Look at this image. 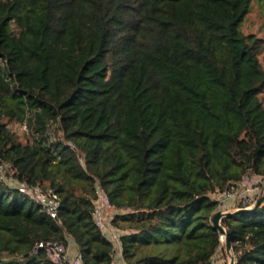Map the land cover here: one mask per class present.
I'll use <instances>...</instances> for the list:
<instances>
[{
	"label": "trees",
	"instance_id": "obj_1",
	"mask_svg": "<svg viewBox=\"0 0 264 264\" xmlns=\"http://www.w3.org/2000/svg\"><path fill=\"white\" fill-rule=\"evenodd\" d=\"M252 1L0 0V159L61 202L54 218L0 178V264H57L35 249L67 235L85 264H113L98 183L127 264H211L217 195L264 175ZM261 197L222 218L235 264H264Z\"/></svg>",
	"mask_w": 264,
	"mask_h": 264
},
{
	"label": "built area",
	"instance_id": "obj_2",
	"mask_svg": "<svg viewBox=\"0 0 264 264\" xmlns=\"http://www.w3.org/2000/svg\"><path fill=\"white\" fill-rule=\"evenodd\" d=\"M27 125V124H26ZM13 166L0 159V178L8 181L20 191L26 193L32 200L42 204L44 208L54 218L59 215L60 199L55 190L44 189L41 185H31L26 181L19 180L14 177ZM257 181L250 182L245 178L233 184L224 192L217 195L219 200L218 210H228L230 207L235 210L241 207H252L258 197L264 194V175H256ZM238 204V206L235 205ZM111 203L108 193L98 183L96 197L94 199V215L98 227L105 236L113 243L114 246V262L113 264H127L123 255L122 237L126 233L120 229L112 220ZM225 243V236L221 235V245ZM219 246L213 256L211 264H230V261L224 260L222 246ZM46 249L49 257L57 264H85L83 253L78 250L76 243L70 236H66V243L57 239H50L38 243L35 252L38 249Z\"/></svg>",
	"mask_w": 264,
	"mask_h": 264
},
{
	"label": "rangeland",
	"instance_id": "obj_3",
	"mask_svg": "<svg viewBox=\"0 0 264 264\" xmlns=\"http://www.w3.org/2000/svg\"><path fill=\"white\" fill-rule=\"evenodd\" d=\"M242 29L246 34L253 33L259 37L260 43H261V51L259 54V58L264 67V0H253L252 1L251 10L247 14V17L242 23ZM262 98L264 100V92L262 94ZM12 128L20 134L29 133V129L26 123H13ZM60 134L63 135V133H60ZM246 178L250 182H255L258 180L256 174H254L253 172L248 173L246 175ZM235 205L238 206L237 203H235ZM241 208H244V207H241ZM111 213L114 214V211L112 209H111ZM224 260L227 261V258H224Z\"/></svg>",
	"mask_w": 264,
	"mask_h": 264
},
{
	"label": "water",
	"instance_id": "obj_4",
	"mask_svg": "<svg viewBox=\"0 0 264 264\" xmlns=\"http://www.w3.org/2000/svg\"><path fill=\"white\" fill-rule=\"evenodd\" d=\"M262 197H258V199L255 202V205L253 207H244V208H240L235 210V213H239V212H251L253 210H255L259 203L261 202ZM231 212L230 211H222V210H217L213 217H212V223L213 225L220 231V233L222 235L225 236V244H226V250L230 256V264H235V255L232 252V248H233V243L231 240V233L230 230L227 229L223 224H222V218L225 216L230 215Z\"/></svg>",
	"mask_w": 264,
	"mask_h": 264
},
{
	"label": "crops",
	"instance_id": "obj_5",
	"mask_svg": "<svg viewBox=\"0 0 264 264\" xmlns=\"http://www.w3.org/2000/svg\"><path fill=\"white\" fill-rule=\"evenodd\" d=\"M228 210H233V211H235V209H234V208H232V207H230Z\"/></svg>",
	"mask_w": 264,
	"mask_h": 264
}]
</instances>
